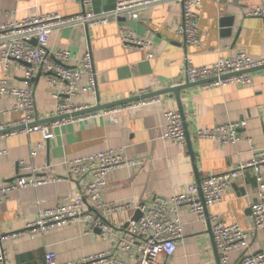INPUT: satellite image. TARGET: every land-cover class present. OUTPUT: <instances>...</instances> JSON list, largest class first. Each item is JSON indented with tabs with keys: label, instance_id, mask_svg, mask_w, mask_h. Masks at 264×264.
Listing matches in <instances>:
<instances>
[{
	"label": "crops",
	"instance_id": "crops-1",
	"mask_svg": "<svg viewBox=\"0 0 264 264\" xmlns=\"http://www.w3.org/2000/svg\"><path fill=\"white\" fill-rule=\"evenodd\" d=\"M117 1L93 0V9L95 12L108 11ZM256 7L264 9V0L203 1L199 10L200 39L197 43L185 44L175 32L181 7L172 0L141 9L136 22L119 19L95 27L80 24L55 29L48 36L47 51L70 50V59L66 63L69 67L79 66L82 55L90 53L95 91L73 100L83 106L109 103L121 100L124 94L134 96L139 91L155 92L184 84L187 64L207 65L219 57L232 56L239 49L255 58L264 57V18L246 15ZM81 10L77 0H0V25L51 13L71 16ZM225 17L233 19L230 33H226L228 28L221 24ZM122 24L150 40L152 59L146 58L144 49L121 43L118 28ZM18 65V61L10 62L8 81L18 86H30L39 120L49 118L56 102L51 96L54 86L48 82V75L38 71L27 80ZM2 70L0 60V74ZM250 75L252 82L249 85L203 87L200 84L179 91L185 133L195 167L188 145L182 148L162 137L166 122L164 112H179L173 93L157 95L155 102L122 109L114 114L115 121L99 113L65 123H44L52 126L54 135L49 140L43 139L38 131L0 135V151H3L0 155L1 184L11 182L10 179L20 174H29L18 170L19 160L33 165L38 177L51 180L36 187L13 190L0 204V234L8 235L0 241V255H4L6 264H44L45 251L54 252L61 263L79 260L106 251L115 237L125 233L126 223L137 211L133 208L106 216L110 235L105 239L96 229L86 233L87 225L83 221L43 233L24 231L25 225L37 218L38 209L67 204L80 194L81 185L90 176L68 178L72 159L116 148L121 149L124 157L136 162L135 166L114 169L106 175L102 197L109 202L131 198L147 202L155 197L168 199L186 194L190 184H197V178L230 171L249 162L252 147L264 145V68L253 70ZM87 83L86 78L79 82L80 85ZM10 107V101H0V123H13L20 118L18 113L9 110ZM240 119H245L246 126L240 131L243 138L239 142L224 144L195 135L199 128ZM32 151H37L33 157ZM58 177L61 180H53ZM256 199L255 177L251 169H245L240 179L226 189L221 201L206 209L205 219H198L188 205H183L182 238L173 255L167 259L160 257V260L169 264H220L210 215L217 214L227 223L251 229L250 204ZM84 208L91 209L88 200L84 201ZM134 248L135 244L130 252ZM263 249L264 227L251 237L246 250L231 252V262L239 264L242 254ZM128 252L121 251L118 255L132 260Z\"/></svg>",
	"mask_w": 264,
	"mask_h": 264
},
{
	"label": "built area",
	"instance_id": "built-area-1",
	"mask_svg": "<svg viewBox=\"0 0 264 264\" xmlns=\"http://www.w3.org/2000/svg\"><path fill=\"white\" fill-rule=\"evenodd\" d=\"M172 0H118L113 9L95 12L93 0H77L81 5L80 13L65 16L58 13L27 17L0 25V60L2 73L0 74V101L6 99L11 102L10 111L20 115L18 121L13 123H0V131L23 126L19 130L7 132L30 133L38 131L43 139L53 137L52 126L36 124L39 120L36 114L34 91L30 86H18L8 81L10 62L18 61V68L27 80H31L36 72L40 71L49 77V83L54 86L51 96L56 102L55 109L50 117L71 114L91 106L77 104L73 99L89 91H95L96 79L93 71L91 54L86 52L79 59V66L69 67L70 50L61 49L53 52L47 51V41L50 33L58 28L85 25L95 27L116 22L119 19L136 22L141 9L158 3ZM181 7V18L175 32L185 44L197 43L200 39L199 19L200 7L205 0H173ZM247 16L264 18V9L256 7L246 12ZM121 43L126 46H136L144 49L146 58L152 59L150 40L141 36L134 28L120 25L118 28ZM35 40L33 44L32 41ZM264 66V57L249 56L242 49L236 50L232 56L219 57L207 65L194 66L187 64L185 78L187 83L203 82V87L249 85L252 82L250 69ZM82 78H86L87 85H80ZM209 80V81H208ZM208 81V82H204ZM147 93L139 91L134 96ZM131 97L124 94L122 99ZM158 101L157 96L138 99L133 102L114 106L96 112L71 116L57 121L65 123L77 118L93 117L103 113L111 121H115L114 114L126 108L148 102ZM5 113L7 111H4ZM165 131L163 138L170 143L185 148L187 137L181 115L177 110L164 112ZM55 123V122H53ZM245 119L197 129V138H206L218 143H236L242 140L240 131L245 129ZM4 135V134H0ZM246 140L251 143L249 137ZM3 151H0V155ZM37 151L31 152V157ZM252 157L249 162L239 165L236 169L221 173L205 174L199 184H190L187 193L174 195L168 199L155 197L150 201H141L135 198L122 202H109L103 199L102 193L106 186V175L114 169L135 166L136 162L124 157L121 149L108 148L97 151L69 162L68 178H83L90 176L80 188V194L67 204L54 207L40 208L37 218L25 225V232L43 233L51 228L83 221L87 225L86 233L98 229L102 239L110 235V224L106 216H111L117 211L133 208L140 212L137 220H129L124 228L125 233L115 237L109 249L95 255L85 256L79 260L61 263L52 251L43 253L44 264H169L170 258L178 241L182 238L181 210L183 205H188L191 211L200 220L206 218V209L218 204L223 193L231 184L240 179L245 169H251L256 181L257 199L250 204L252 227L243 229L236 223H227L219 215H210L212 223V236L220 264H233L231 252L249 247V241L256 232L264 227V145L252 147ZM18 170L27 175L20 174L13 181L0 183V204L7 200V195L16 189L36 187L50 182V179L38 177L36 168L25 160L17 161ZM53 180H61V177ZM90 202L91 209L84 208V201ZM8 235L0 234V241ZM135 244L133 252H130ZM121 251H129V258L119 257ZM0 264H6L4 255H0ZM239 264H264V249L257 252L244 253Z\"/></svg>",
	"mask_w": 264,
	"mask_h": 264
},
{
	"label": "water",
	"instance_id": "water-1",
	"mask_svg": "<svg viewBox=\"0 0 264 264\" xmlns=\"http://www.w3.org/2000/svg\"><path fill=\"white\" fill-rule=\"evenodd\" d=\"M232 22H233L232 17H225L224 19L221 20V24L228 28L227 31H225L226 33H230V28L229 27L232 26ZM32 43L34 44L35 40H33ZM263 68H264V66L257 67V68L250 69V70H248L246 72H251L253 70L263 69ZM208 81H204V82H208ZM202 83L203 82H197V83H187L186 82L184 84L174 85L172 87H169L167 89H163L161 91L148 92V93H145V94L140 95V96H131V97L126 98V99H121V100L113 101V102H109V103H100V102H98L94 106L88 107L86 109H83V110H80V111H77V112H73L71 114H64V115L49 117V118L44 119V120H38L35 123H31L29 126H33V125H36V124H44V123H49V122H57V121L69 118L71 116H78V115H82V114H88V113L96 112V111H99V110H104V109L111 108V107H114V106L126 104V103H129V102H133V101H136L138 99L149 98V97L162 95V94H166V93H173L175 98H176V100H177L178 110H179V113L181 115V119L183 121L184 130L186 132V126L184 124L183 109H182V105H181L180 98H179V91L182 90V89H186L188 87L194 86V85H200ZM21 128H23V126H15V127L6 129L4 131H0V134H4V133L11 132V131H14V130H19ZM187 145H188V148L190 150V154H191V157H192V162H193L194 167H195V160H194L193 152L191 150V147H190V144H189L188 140H187ZM10 180L12 181V180H14V178H12ZM199 182H200V180L197 178V184H199ZM205 213L207 214V210L205 211ZM139 217H140V212L136 211L131 220H137ZM126 225H127V223H126ZM96 231L99 232L98 229H96Z\"/></svg>",
	"mask_w": 264,
	"mask_h": 264
}]
</instances>
